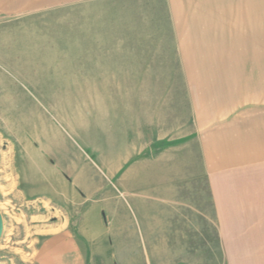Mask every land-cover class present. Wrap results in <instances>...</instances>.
Masks as SVG:
<instances>
[{"label": "rangeland", "instance_id": "1", "mask_svg": "<svg viewBox=\"0 0 264 264\" xmlns=\"http://www.w3.org/2000/svg\"><path fill=\"white\" fill-rule=\"evenodd\" d=\"M33 2L0 0V261L62 229L82 264H264L204 148L264 108V0Z\"/></svg>", "mask_w": 264, "mask_h": 264}, {"label": "crops", "instance_id": "2", "mask_svg": "<svg viewBox=\"0 0 264 264\" xmlns=\"http://www.w3.org/2000/svg\"><path fill=\"white\" fill-rule=\"evenodd\" d=\"M30 1L34 3L33 0ZM38 2L42 4L43 0ZM223 110L225 109H221ZM258 110L260 109L245 111V115H248L243 121L246 129L236 125V119H230L221 128L215 129L204 144L206 159L212 171L213 200L219 225L225 234L228 231L224 239L230 245H240L243 242L236 240V233L233 232L241 222L250 223L264 218L257 216L264 213V108ZM257 111L260 112L259 115L254 113ZM227 225L232 227L230 231ZM261 228L263 227L257 228L259 234ZM61 232L62 229L46 234L49 235L48 239L38 247L29 248L27 257L22 258V263H84L77 256L75 246L69 243L68 236ZM258 237L251 239L257 241ZM244 244H249V241L246 239ZM258 254L256 252L255 256L251 253L243 257L258 260L261 259ZM236 259L232 255L228 257V261ZM0 264L6 263L2 260Z\"/></svg>", "mask_w": 264, "mask_h": 264}, {"label": "water", "instance_id": "3", "mask_svg": "<svg viewBox=\"0 0 264 264\" xmlns=\"http://www.w3.org/2000/svg\"><path fill=\"white\" fill-rule=\"evenodd\" d=\"M2 230H3V224H2V218H1V215H0V237H1V234H2Z\"/></svg>", "mask_w": 264, "mask_h": 264}]
</instances>
